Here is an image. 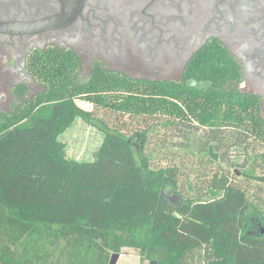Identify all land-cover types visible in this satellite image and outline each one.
<instances>
[{
    "label": "trees",
    "instance_id": "1",
    "mask_svg": "<svg viewBox=\"0 0 264 264\" xmlns=\"http://www.w3.org/2000/svg\"><path fill=\"white\" fill-rule=\"evenodd\" d=\"M211 48L187 71L194 86L131 79L98 61L84 76L73 52L36 54L29 73L42 91L16 85L10 109H0V264H109L124 249L138 250L141 264H264V216L228 178L217 177L207 198L189 197L175 167L137 159L134 136L104 125L93 161L70 158L60 140L76 119L93 123L83 101L121 116L236 129L264 148L259 99L239 91L237 71L221 64L228 54Z\"/></svg>",
    "mask_w": 264,
    "mask_h": 264
},
{
    "label": "flooded vegetation",
    "instance_id": "2",
    "mask_svg": "<svg viewBox=\"0 0 264 264\" xmlns=\"http://www.w3.org/2000/svg\"><path fill=\"white\" fill-rule=\"evenodd\" d=\"M58 17L54 27L38 24ZM0 23L15 26L0 33L2 84L37 83L31 60L59 49L73 52L83 70L88 57L89 74L98 61L131 79L194 86L187 71L218 47L264 119V0H0ZM137 68L142 76L130 74Z\"/></svg>",
    "mask_w": 264,
    "mask_h": 264
},
{
    "label": "rangeland",
    "instance_id": "3",
    "mask_svg": "<svg viewBox=\"0 0 264 264\" xmlns=\"http://www.w3.org/2000/svg\"><path fill=\"white\" fill-rule=\"evenodd\" d=\"M87 61L88 57H84V76L89 75ZM112 67L120 70L125 68L121 64ZM129 71L134 76H142L138 68ZM12 87V84L0 83L1 110L7 111L13 103ZM29 91L31 96L41 92L42 87L31 82ZM78 105L92 112L94 121L88 123L78 118L60 136V140L67 145L70 158L93 161L103 142L104 133L101 128L105 125L136 138L134 149L138 160L146 156L155 169L175 167L178 170V185L182 194L207 198L216 178L225 177L232 185L243 189L251 205L264 216V184L256 179L264 175V148L242 132L231 128L213 131L196 127V124L195 127L179 123L168 124L162 116H121L83 101H79ZM145 131L147 139L137 136ZM118 264H141L139 251L124 249Z\"/></svg>",
    "mask_w": 264,
    "mask_h": 264
},
{
    "label": "water",
    "instance_id": "4",
    "mask_svg": "<svg viewBox=\"0 0 264 264\" xmlns=\"http://www.w3.org/2000/svg\"><path fill=\"white\" fill-rule=\"evenodd\" d=\"M82 3V2H81ZM65 16V15H64ZM69 16V15H68ZM64 19L62 17H58L57 19H55L54 21H50V20H45L43 22H40L38 24H40L41 28L45 29L48 26L50 27H54L56 24H58L59 22H62ZM13 27H15L14 25L11 24H4V23H0V33L1 32H8L10 31V29H12ZM121 257V253H115L111 256L110 259V263L109 264H118L119 259ZM152 264H156V262H152Z\"/></svg>",
    "mask_w": 264,
    "mask_h": 264
}]
</instances>
